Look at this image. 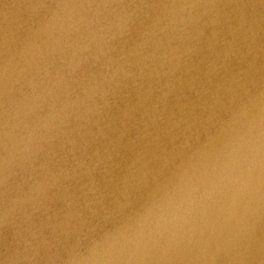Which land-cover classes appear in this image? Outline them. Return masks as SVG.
<instances>
[{
    "label": "water",
    "instance_id": "obj_1",
    "mask_svg": "<svg viewBox=\"0 0 264 264\" xmlns=\"http://www.w3.org/2000/svg\"><path fill=\"white\" fill-rule=\"evenodd\" d=\"M0 264H264V0H0Z\"/></svg>",
    "mask_w": 264,
    "mask_h": 264
}]
</instances>
